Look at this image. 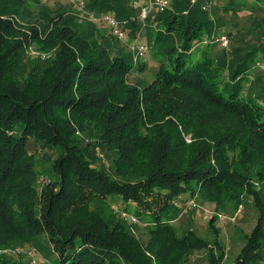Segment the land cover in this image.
I'll return each instance as SVG.
<instances>
[{"label":"trees","instance_id":"1","mask_svg":"<svg viewBox=\"0 0 264 264\" xmlns=\"http://www.w3.org/2000/svg\"><path fill=\"white\" fill-rule=\"evenodd\" d=\"M75 1L65 11L0 0V250L34 249L54 264H185L206 251L222 264L217 239L171 225L187 194L215 212L250 201L256 224L231 264H264V0L248 3V33L233 20L247 0H228L221 17L222 0L209 11L170 0L147 27L125 15L129 0ZM84 10L126 20V38ZM219 34L228 50L202 44ZM140 37L161 58L151 80L132 82L145 68L130 48ZM121 211L143 222L146 242Z\"/></svg>","mask_w":264,"mask_h":264},{"label":"rangeland","instance_id":"2","mask_svg":"<svg viewBox=\"0 0 264 264\" xmlns=\"http://www.w3.org/2000/svg\"><path fill=\"white\" fill-rule=\"evenodd\" d=\"M152 0H129L128 2L131 3V10L126 11L127 16H137L140 15L138 10H141L142 7H148L150 2ZM199 1V0H198ZM41 5L44 6H49L52 9L56 8L59 9L61 8L62 10L65 11H70L75 9L78 10L79 8V2H76L75 0H39ZM74 3V4H73ZM198 3V2H197ZM228 3V0H222L221 4L217 2L216 10L215 12L219 14L220 16V11H221V6L226 5ZM248 3H251V0L246 1V6L244 9L237 11L235 13L234 17V22L239 30H243L244 32L248 33L250 32V23H251V12L252 9L248 7ZM199 4L195 5L198 6ZM38 8L39 6L35 5ZM194 6L191 7V9ZM73 8V9H72ZM136 9V11H135ZM155 9H151L150 13L148 14V17L145 19L144 22H142L143 27H147V25L150 24V20L152 21L154 17ZM173 11L166 13L162 15V17H167L170 14H172ZM230 13H232L230 11ZM105 14V13H104ZM234 14V13H233ZM84 15L86 17H90L92 19L93 13H88V11L84 10ZM214 16V15H213ZM139 17V16H138ZM150 17V18H149ZM156 17H158V14H156ZM223 18V17H222ZM93 20V19H92ZM99 22H102L99 20ZM121 25H126L127 21L122 20L119 21ZM231 27V26H230ZM226 30H230V28H225ZM126 33L128 32V29H125ZM109 31V30H108ZM145 31V29H144ZM111 32L109 31V34ZM112 34V33H111ZM110 34V35H111ZM113 35V34H112ZM111 35V36H112ZM114 38L118 40H122L118 37L113 36ZM137 41L140 43L145 42L143 37H140ZM173 41V40H172ZM172 44V42H171ZM175 46V45H174ZM256 57L258 59L263 58L264 50L259 48L255 51ZM151 53L145 54L144 59H139L138 64L145 65V68L143 71H136L134 75L131 77V81L135 82L137 80L143 81V80H151L153 77V68H156L158 66V60L161 58L160 56H157L156 60H153L150 58ZM152 73V75H150ZM254 76H257L259 73L257 70H254L253 72ZM189 196L183 195L182 200L178 203V212L173 216L171 225L175 229V232L177 233L178 236H181L188 230H193L200 238L205 240L207 243L210 245H213L215 243L216 239L219 242V246L213 245L214 249V254L216 255H224L222 264H231L235 258L239 255L241 249L246 243V235H249L251 230L254 228L256 224V219H257V210L256 208L252 205L250 201H245L244 204L241 206V212L237 214L236 209L235 211H232L233 208H230V211L228 213L224 212H215L212 210L210 206H206L200 201L196 199H187ZM193 200L192 202H190ZM130 203V202H128ZM122 201L120 198H113L111 199V205L110 209H117L118 211L122 210ZM232 207V206H231ZM135 205L133 203H130V212L134 214L135 212ZM233 212V213H232ZM231 213V214H230ZM116 216L119 214L115 213ZM216 216V221L214 223V226L220 230L219 235L216 236L214 232L209 228V222L212 220V218ZM222 216V220L219 219V217ZM135 219H137L135 216H133ZM120 218L123 220L124 217L120 216ZM125 220V219H124ZM138 220V219H137ZM132 228L131 230H134L136 234L139 236L141 241L146 242L148 239V235L146 231L144 230L143 222H138L136 224H131ZM20 247H18L19 249ZM23 248V249H22ZM21 250V258L24 262V264H28V257L23 254L29 249H25L24 247L20 248ZM36 254L40 260V264H52L53 258L50 257L49 259H45L44 256L42 257L40 252H37ZM18 258V257H15ZM17 259V261H20ZM208 263V254L206 251H201V252H193L190 258L186 261L185 264H207ZM54 264V263H53ZM56 264V263H55ZM261 264V263H260Z\"/></svg>","mask_w":264,"mask_h":264},{"label":"built area","instance_id":"3","mask_svg":"<svg viewBox=\"0 0 264 264\" xmlns=\"http://www.w3.org/2000/svg\"><path fill=\"white\" fill-rule=\"evenodd\" d=\"M198 0H191L190 4L195 5L197 4ZM215 0H202V3L200 5L201 9L203 11H209L211 10V7L215 5ZM80 7L83 6V2H79ZM171 7V1L170 0H152L149 4L148 7H142L139 15V19L144 22L145 19L148 17V14L150 13V10L153 8L157 12H164ZM93 20H101L103 23H105L111 30L112 34L120 39H124L127 36V33L125 30L122 29L120 26L121 23L118 21L116 17H114L112 14H102L98 19L92 15ZM91 19V20H92ZM211 43H217L220 45L221 48L228 50L230 46V37L227 34H219L216 36H213L210 39H205L202 41V44H206L208 42ZM131 50L134 51L137 55L143 56L147 52V45L142 42L140 43L139 41H135L133 44H131ZM257 67L260 71L264 73V60L258 61L257 62ZM191 200L190 202H192ZM176 205V203H174ZM241 206L238 207L236 210L237 214L241 212ZM119 215L124 217L126 221H130L129 223L136 224L138 223L137 219H135L132 215H129L126 212H119ZM220 220H222V216L219 217ZM0 254L6 255V256H11V257H18L21 255V250L20 248H9V249H4L0 250ZM28 257V264H40L36 255V251L34 249L29 250L25 253Z\"/></svg>","mask_w":264,"mask_h":264}]
</instances>
